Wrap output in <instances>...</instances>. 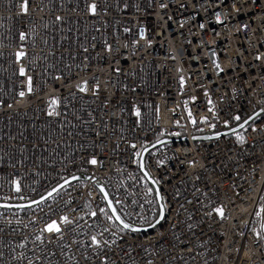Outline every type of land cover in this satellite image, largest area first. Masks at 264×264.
I'll return each instance as SVG.
<instances>
[{
    "label": "built area",
    "instance_id": "2783aa9c",
    "mask_svg": "<svg viewBox=\"0 0 264 264\" xmlns=\"http://www.w3.org/2000/svg\"><path fill=\"white\" fill-rule=\"evenodd\" d=\"M61 31L66 41L55 48L66 52L53 56L64 64L50 74L51 39ZM0 51V201L89 177L31 210H0V264H98L99 250L112 255L109 264H264V0H0ZM257 113L237 133L189 144ZM12 129L20 139H4ZM162 136H187L146 158L163 220L151 233L122 232L105 216L96 183L130 224H149L157 206L137 153ZM39 141L34 163L21 156ZM53 222L59 232L45 230Z\"/></svg>",
    "mask_w": 264,
    "mask_h": 264
},
{
    "label": "bare ground",
    "instance_id": "6f19581e",
    "mask_svg": "<svg viewBox=\"0 0 264 264\" xmlns=\"http://www.w3.org/2000/svg\"><path fill=\"white\" fill-rule=\"evenodd\" d=\"M3 19L5 21H9V17L4 14L3 16ZM58 29L55 28V27H51L50 28V32L52 35H55L57 33ZM3 37L5 38V44L4 46L5 47H8L10 48V46L12 45V40H13V35L11 34H4ZM64 41H66V38L63 36V32L61 31L59 33V37L55 38L54 39V42L53 40L51 39V47H50V50L48 52L49 54V57H48V66H49V73L50 74H53L56 72V70H59L60 68L59 67H62L63 64H64V61H62L60 58L58 57H55L53 56L54 53H57V54H61V53H58V50H60L62 53L65 54L66 50L64 49H60V48H55V47H60L63 45ZM2 46V47H4ZM56 51V52H54ZM28 54H30V52H28ZM0 55H4V56H7V53H4L3 51H0ZM27 62L24 63V65L22 66L23 69L26 68L27 66ZM12 67V59L11 58H8V59H3L2 60V64H1V72L3 74V76L9 72V69ZM40 72L39 71H34V74H39ZM29 108L28 105H26L24 107V111H27V109ZM9 133V134H8ZM5 136H4V139H7V138H13L15 137V139H20V136L19 134H16L15 132V129H12L8 132ZM12 133V134H11ZM187 136H162V137H159L158 139H156L155 141H153L152 143L150 144H147L144 146L145 147H148L150 145H153L154 143L160 141V140H163V139H183L184 141L183 142H177L175 144L173 143H168V144H164V145H161V146H158L156 148H153L151 149L145 156V159H144V165H145V169L147 171V173L149 174L148 170H147V167H146V158H147V155L150 154L152 151H154L155 149L159 148V147H162V146H166V145H176V144H185L187 143V139H186ZM25 140V139H24ZM222 140V139H220ZM40 143L36 144L34 147H33V150L32 149H28L27 150V153H24L23 155L21 156H25L27 158H29V160L34 163L36 160H37V157L39 156V154L43 153V148H42V142L39 141ZM189 144H192V145H198L200 144V141H194L193 140V137L191 138V142H189ZM143 150V149H142ZM39 152V153H38ZM138 157L139 155L137 156V171L140 175V177L142 178L143 182L145 183V185L151 190L154 198H155V201H156V206H157V214L155 216V218L147 225H143V227L141 228H145L146 231L144 232H137V233H140V234H145V233H151L153 231H155L161 224L162 220L161 219L159 221V223L154 226V228H152L150 230V225H154L155 222L157 221L158 219V216H159V206H158V202H157V199H156V196L154 195L152 189L150 188V186L146 183V181L143 179V177L141 176V173L139 172L138 170ZM41 161L43 160V158L40 159ZM149 176L154 180V182L156 183L155 179L149 174ZM65 179H67V177H64L63 179H61L59 182H57L55 185L59 184L60 182L64 181ZM55 185H53L51 188L47 189L46 191H44L42 194H40L39 196L35 197V198H32L30 200H26V201H17V202H4V203H7V204H22V203H28L30 201H33L41 196H43L45 193H47L50 189H52ZM156 186H157V183H156ZM157 190H158V194H159V198H160V202L163 206V203H162V200H161V196H160V192H159V188L157 186ZM55 194V193H54ZM53 194V195H54ZM53 195H51L50 197H48L47 199H45L44 201H42L41 203H39L38 205H35L33 207H30V208H27L25 210H31L39 205H41L42 203H44L45 201H47L49 198H51ZM181 202L190 210L194 211V212H198L199 211V207L196 205V204H191V205H187L184 201H183V197H179ZM263 200H264V193H263V196H262V199H261V202L258 204V207H259V212H260V215H259V225H258V231H259V235H260V239H261V243H262V250L264 251V244H263V240H262V237H261V232H260V223H261V207H262V203H263ZM192 203V202H191ZM260 205V206H259ZM164 209V207H163ZM0 210H3V209H0ZM3 211H14V210H3ZM122 217L125 219V217L122 215ZM163 217H164V212H163ZM112 220V219H111ZM126 220V219H125ZM127 221V220H126ZM114 223V222H113ZM114 225L116 227H118L115 223ZM119 228V227H118ZM120 231L122 232H128V230H123L121 228H119ZM171 239L172 240H175V241H179V242H184V237L181 236V235H178L176 233H171ZM63 252H69V250H65ZM97 256L99 258V263L98 264H109V262H111L113 260V257L110 253H108L107 251H98L97 252Z\"/></svg>",
    "mask_w": 264,
    "mask_h": 264
},
{
    "label": "water",
    "instance_id": "95a60500",
    "mask_svg": "<svg viewBox=\"0 0 264 264\" xmlns=\"http://www.w3.org/2000/svg\"><path fill=\"white\" fill-rule=\"evenodd\" d=\"M260 114L257 113L254 116L250 117L249 119L245 120L247 121V123L242 122L241 124H239L238 126H236L235 128L228 130L226 132L223 133H219V134H214V135H199V136H194L193 140L194 141H206V140H213V139H217V138H221V137H225V136H229L231 134L237 133L239 131H241L242 129L246 128L247 126H249V124H251L253 122V120L258 117ZM241 125H243V127H241ZM183 139H163L160 140L156 143H154L153 145H150L148 147L143 148V150L140 152V155L138 157V170L141 173V176L143 177V179L146 181V183L150 186V188L152 189L154 195L156 196L157 202H158V206H159V216L157 221L161 220L160 217V209H161V202H160V198H159V194H158V190H157V186L156 183L154 182V180L149 176V174L146 176L145 172V165H144V159L146 154L153 148H156L158 146L164 145V144H168V143H177V142H183ZM89 177L85 174H77L74 176H71L67 179H65L64 181L60 182L59 184L55 185L52 189H50L47 193H45L43 196L30 201L28 203H22V204H7L4 202L0 201V209L3 210H24L30 207H33L35 205H38L39 203H41L42 201H44L45 199H47L48 197H50L51 195H53L54 193L60 191L61 189H63L65 186H67L68 184L75 182V181H86ZM96 188L98 190V192L100 193L102 200L104 202L105 208L108 211L112 221L121 229L123 230H128L131 231L130 229H124L123 225L120 223V220H122L124 223L129 224L131 227L133 228H138L139 231H131V232H144L146 231L145 228H141V227H136L132 224H130L128 221H126L122 215L119 213V211L117 210L116 206L114 205V203L112 202V199L109 195V193L107 192L105 186L101 183H96ZM49 193H51V195H49ZM262 207H264V200L262 203ZM261 207V208H262ZM113 209H115L116 212V216L120 217V220L116 219V216L113 215ZM156 221V222H157ZM154 225H152L150 227V230L152 228H154V226H156L158 223H156ZM260 232H261V237L263 240V244H264V212H261V223H260Z\"/></svg>",
    "mask_w": 264,
    "mask_h": 264
},
{
    "label": "snow or ice",
    "instance_id": "6c2138e0",
    "mask_svg": "<svg viewBox=\"0 0 264 264\" xmlns=\"http://www.w3.org/2000/svg\"><path fill=\"white\" fill-rule=\"evenodd\" d=\"M95 7H96L95 4L90 5V8H91V10H92L93 12L95 11ZM162 7H163V5H162ZM25 10H26V6H25ZM57 19H59V17H57ZM217 19L219 20V18H217ZM201 27H203V25H201ZM20 39H21V40L25 39V35H24L23 33H21V35H20ZM23 55H24L23 52H17V53H16L17 59H20ZM257 59H259V57H257ZM217 67L219 68V65H217ZM20 74H21V75H24V69H23V68L20 69ZM28 90H29V92L32 91V87H31V77L28 78ZM80 90H81V91H84L85 89H84L83 87H81ZM20 96L23 97V96H24V93L21 92V93H20ZM57 104H58V100L55 99V98L52 99V100L50 101V109H51V110H50L49 113H48L49 115H55V114H57V113L55 112V108H56ZM9 107H11V105H9ZM209 111H211V109H209ZM136 114L139 115V112H137ZM189 115H191V113H189ZM235 119L239 120L240 118L237 116V117H235ZM250 119H251V118H250ZM193 123H195V121H193ZM245 123H247V121H245ZM241 127H243V125H241ZM177 135H178V134H177ZM133 147H135V146L133 145ZM137 155H140V153H137ZM90 162L93 163V164L96 163L95 160H92V161H90ZM145 175L147 176L148 173L145 172ZM15 191H17V192L20 191V187H19V184H18V183L16 184ZM49 195H51V193H49ZM217 211L220 212L221 215H223L222 210L217 209ZM260 211H261V212H264V207H262ZM163 212H164V209H163V206H161V209H160V217H161V219H163ZM93 214H94V213H93ZM113 215L116 216L115 209H113ZM257 215L259 216V215H260V212H257ZM110 219H111V217H110ZM116 219H117V220H120V217H119V216H116ZM62 221H63L64 223H70V221H68L67 217H63V218H62ZM120 223L123 225V228H124V229H130L131 231H139L138 228H133V227H131L129 224L124 223L122 220H120ZM156 223H159V221H157ZM150 226H152V225H150ZM45 230L48 231V232H53V231H55V232H59V231H60L59 227L56 225V222H53L52 224L48 225V226L46 227ZM39 238H40V237L38 236L37 239H39ZM92 243L98 245V242H97V240H96V237H92Z\"/></svg>",
    "mask_w": 264,
    "mask_h": 264
},
{
    "label": "trees",
    "instance_id": "16d2710c",
    "mask_svg": "<svg viewBox=\"0 0 264 264\" xmlns=\"http://www.w3.org/2000/svg\"><path fill=\"white\" fill-rule=\"evenodd\" d=\"M104 212H105V216L109 219V220H111L110 219V215H109V213H108V211L106 210V208H104ZM112 221V220H111ZM113 222V221H112ZM114 224V223H113Z\"/></svg>",
    "mask_w": 264,
    "mask_h": 264
}]
</instances>
